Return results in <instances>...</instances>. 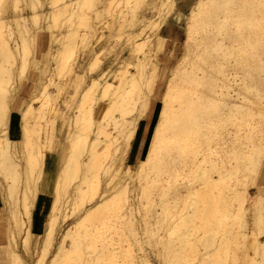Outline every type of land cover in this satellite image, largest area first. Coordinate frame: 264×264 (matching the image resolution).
I'll list each match as a JSON object with an SVG mask.
<instances>
[{"label":"bare ground","instance_id":"1","mask_svg":"<svg viewBox=\"0 0 264 264\" xmlns=\"http://www.w3.org/2000/svg\"><path fill=\"white\" fill-rule=\"evenodd\" d=\"M207 1L217 6L219 11L217 19L219 32L216 40L219 54L217 59L207 60L208 67L203 69L204 67H200L199 60L195 58L198 54L190 56V50L185 47L189 38L188 27L193 22L197 10L201 9ZM18 2L19 0H3V3H0V111H7L8 114L11 112L10 105L11 101H13L12 99H14L13 96L19 90L17 85H13L14 76L11 72L13 69L11 64L17 60L16 57L18 56L21 65L17 66V71L21 73L25 54L28 51L27 49L30 50L29 45H27L29 42L27 43V41L35 39V37L29 38L32 35H28L29 37L26 35L28 39L25 37V33L33 27L26 25L25 22L27 21L25 19L28 16L23 14V9L19 7L16 9ZM31 2L34 1L30 0V5ZM49 2L53 10L49 11L50 13H47L49 15L45 14V16L49 19L48 21H51L50 23L48 22L51 29L53 28L52 22L55 24L62 17H64L67 26L76 19L82 25V28L85 27V31H80L81 33H78L75 29H70L67 35L65 34L68 37L67 39H69V44L67 48L65 47L67 50L63 48L64 53L62 55L58 56L59 51L57 53L54 52V55L50 54L52 56L50 58L58 64L59 69L72 72L74 70L72 68L73 62L69 59L74 47L78 44L84 46L86 39L89 37L95 36L98 41L103 35H106L104 27H106L107 34L110 37L114 36L111 32L113 24H124V21L130 27L126 34V40L130 46V50H128L130 55L124 59L118 69L116 68L117 70H115L114 74H111L113 72H110L111 70H99L100 72H97L96 76L91 77L85 88L81 85L83 81L85 82L84 76L79 80L73 79L72 82L76 86L73 93L74 98L76 99L77 97L78 86H83L84 90L82 89L83 92L80 90L81 93L78 92L80 93L78 94L80 98L76 103V110L71 114L67 112L68 116H63L60 110L56 111L55 108H49V103L51 100L54 101V97L50 95L46 84L41 85V88L37 91L38 93L31 96L28 103L19 109L21 150L18 148L19 145L15 147L20 150V154L16 152V154H13L15 149L13 145L11 153L12 142L9 139V132L7 135L0 136V172L4 174L6 170L11 180V183L6 182L7 185L4 190H6L7 198L10 201L9 204L12 202L13 205L10 209L11 218L14 219L13 227L14 225L15 229L16 227H24L23 248L28 250L30 244L31 233L34 230L33 210L36 209V206H29L25 201V196H23V210L21 212L24 214V218L19 216L18 213L21 212H18L20 210L17 208L16 199L18 183L22 182L23 189H28L32 186V198L37 200L40 196L38 184L43 177L42 165L44 156L47 151H53L57 148L59 158L50 196L53 203L45 210V213L44 211L40 212L39 209L35 226V229L39 231L44 229L45 237L41 246V258H44L50 249L56 221L59 218L58 214H61L64 220L66 217L78 212V210L74 209V206L71 207V204L75 202H71L72 199L70 198L75 192L79 193L80 197H84V193L89 187L93 190V195L97 197L93 202L84 206V201L77 203L79 205L78 209H82L83 212L79 225L67 228L65 233L62 234L57 250L49 259V264H79L80 261L82 263L86 261L84 262L86 264L87 262L88 264H117V259H122V264H128V262L130 264H143L145 259L150 258L144 245L141 244L140 238L138 239L137 237L138 225L136 221L138 220L136 213L140 212L136 203L138 199L135 193L132 194L130 199L126 193H123V196L119 197L118 200L113 195L127 189L126 185L121 184L120 172L123 170L121 166L129 149L126 132L132 123L131 118L134 114H137V109L142 106L144 94L150 90L155 92L157 85L155 76L157 75L156 65H151L152 72L147 73L143 60L144 57L153 56L160 49V38L164 35L162 25L169 17L170 11L173 10L172 15H175V19L178 20L181 17L187 19L186 35L181 54L177 56L171 65H168L169 72L162 91L155 92V98H159V111H157L153 133L155 135L156 127L160 128V141L154 149L153 139L148 138L136 169L129 165L130 167L125 171V177L132 181H142L140 183L141 186L142 184L143 186L161 185L159 188L160 194H158L160 196H163L166 190L173 186L171 185L173 181L171 177L176 178L184 169L198 173L202 180V186L198 190L189 191L188 196L184 199L182 208L179 210V214L176 213L178 215L174 219L173 224L168 227V235L176 236L174 243L171 242L173 237L170 240L171 238L169 239L170 236L168 235V241H166L167 239L164 240L166 241V248H168L170 243H173L172 249H170V254L172 253L173 255L172 260L174 258L175 261H178V259L183 258L188 261L187 253H193V256H195L197 250L190 248L189 251H186L187 246L191 247L193 245L190 236L194 235L193 233L198 225L206 228L215 224L214 230L218 233L215 236L217 238L215 254L210 259L202 257L201 261L196 262L197 264H261V262H264V238L261 240L258 236L264 237V230H262V226H264V198H261L259 188L256 189L253 195L247 192L248 185L243 183L244 181L240 177L241 174H239L240 178L236 175L240 166L242 167L240 164L245 161L244 159L249 160L252 157L251 148L247 145L234 144L231 138L235 135V130L232 131L235 128L234 126L239 125L240 122L242 123L247 116L249 117L250 115L251 120L253 115L264 114V7H262L264 0H192L188 3L189 12L187 13L177 8L176 0H140L137 4L140 6L139 11H135L138 7L135 5L132 7V13L128 9L129 11L127 12L131 14L130 16L127 14L128 17H126V11L123 14L121 9L115 8L120 11L118 13L116 11L115 15L111 14L108 16L111 17V20L106 22L104 26L102 23L107 15L106 13L111 12L113 7V5H110V0H50ZM134 4L136 3L134 2ZM35 6L37 7V4L32 3V9ZM8 7L12 8L11 12L14 14L11 18L13 25L15 24L14 26L9 24L11 23L9 20H6L9 23L3 22L8 13ZM160 12H163V15ZM29 14L31 21H35L39 15L34 10ZM42 15L44 14L42 13ZM38 18L40 17L38 16ZM41 18L40 20L43 21V17ZM32 25H34L33 22ZM146 28L150 32H146L148 30ZM47 29L49 28L47 27ZM30 31L32 32V30ZM38 35H36V39L40 38ZM56 35L54 36L56 37L54 42L59 44L56 41H58L60 34L58 38ZM33 36L35 35L33 34ZM14 37L16 40L20 39V42L14 40ZM10 39L16 41L13 47L9 44ZM78 40L80 41L78 42ZM194 49L196 53L200 51L208 52L207 45L204 43L196 44ZM171 51L170 49L168 57H170ZM99 52L100 50H95L93 53L88 63V71L93 72V70L98 69L97 67L101 62L99 60ZM136 53H140L141 57L137 56ZM129 65H132L134 70H129ZM260 67L261 72H263L262 76L257 74L261 76L257 79L255 74L256 78L254 77V79L257 80L254 81L252 72L257 68L260 69ZM212 68L216 69L214 70L215 76L208 74L212 71ZM45 71H47L46 68ZM114 75L117 81L114 80ZM164 75L165 72H163L162 76ZM18 78L20 77L18 76ZM72 82L70 79L68 85L70 86ZM50 84L58 87L57 92L63 88L62 84H57L54 81H51ZM149 85H151V89H149ZM134 94L139 95L138 99L137 97H135L136 100L134 99ZM165 97H167V100H165ZM34 100L38 101L39 104H33ZM88 100L89 103L85 105ZM92 100L93 103H91ZM102 101H106L104 102L106 106L101 110L100 114H97ZM251 106H255L256 112L254 110L251 111ZM30 110H34L37 113L31 127L26 124L28 111ZM165 112H167L166 115ZM129 114L130 117L127 116ZM58 118L62 120L61 125L65 127V135L62 142L61 140L56 141L55 132H53V126ZM224 123H227V126L230 124L233 128H227L226 131L221 129L224 131L221 132L219 126ZM47 124L51 125V131L46 133L42 139L40 137L41 129ZM250 130L253 129L249 128V131H243L248 139L251 134ZM253 135L255 134L253 133ZM224 137L230 138L228 139L229 141L226 139L225 142L219 143ZM240 137L242 138L243 134ZM118 139L121 140L120 145L116 143ZM211 140H213L212 143H210ZM15 142L17 141L15 140ZM101 142L106 143L103 153H99L97 150V146ZM220 144H223V146ZM235 153H237L236 158L238 161L235 162V158L233 164V161L231 162L229 159L231 157L234 158ZM163 170H167L169 172L168 175L170 174V178L164 184L161 183L162 176L160 177V173ZM213 172H216V176L212 175ZM91 176L96 180L94 185H92ZM232 176L234 180L229 183L233 178ZM135 188L136 186L133 187V189ZM60 198H62V203L56 206L54 202ZM250 198L253 200H250ZM247 199L253 203L249 204V202H246L247 205H245V201H248ZM43 203L39 204V206L44 207ZM154 204V202H148L144 207L147 210H153ZM188 208H191V212L188 211ZM249 208H252V211ZM249 211L250 213L252 212V215H249L250 219L246 217ZM110 213H112V216H109ZM112 217L114 220L121 221L122 226L118 227L121 233H118L127 242L125 246H120L119 250L114 246L115 242L112 236L101 235L95 230L98 229L96 223H100L99 228H114L115 230L116 226L109 223L112 221ZM250 224L254 229L251 228L250 230ZM10 225L12 224L7 227L9 244L5 245V253L8 262L13 264L17 259L23 261V258L11 247L14 244L10 243L13 237V229H11ZM234 225L238 228L236 231H234L236 229L233 228ZM148 231L150 232V230ZM148 231L146 230L144 233ZM17 233L19 234L20 232ZM206 234L202 235L203 237L201 236L204 238L201 243L203 242V250L205 248L207 251L209 249L206 248L213 245L216 238L211 237L210 239ZM206 236L210 240L206 239ZM66 237L70 240V247H67V249L63 245ZM8 245H10L9 248ZM249 250H252L253 255H258V258L250 255ZM80 251L88 254L86 259L80 256ZM199 254L201 256V252ZM205 254L203 253L202 255ZM41 258L37 259L38 264H42ZM169 259H166L167 262ZM178 263L179 261L175 264Z\"/></svg>","mask_w":264,"mask_h":264},{"label":"rangeland","instance_id":"2","mask_svg":"<svg viewBox=\"0 0 264 264\" xmlns=\"http://www.w3.org/2000/svg\"><path fill=\"white\" fill-rule=\"evenodd\" d=\"M32 1H34V2H31V5H30V3H29L30 0H29V2H28V0H19L18 6H16V9L18 7L22 8L23 14L28 16L25 19V21L28 22V23L25 22L26 25L27 26L29 25L28 27H33L27 31L28 34H27V32L25 33V37H26V35L27 36L32 35L31 37H29V36L28 37L29 38L35 37V39L33 38L34 40L32 39V41H31L29 39L27 41V43L28 42L30 43V44L29 43L27 44V45H29L30 50L27 49L28 51L25 54L24 63H23L22 69H21V73H18V71H17V66L21 65L19 62L18 56L16 57L17 60L15 59L16 61L13 64H11V66H12L11 68H13L11 72L13 73L12 75L14 76V77L12 76L13 81H14L13 85H15V86L17 85V87L21 91V93H19V94L23 98V100L21 102V105H22V103L24 102L25 99H27V98L29 99V96L31 97L33 95H36L38 93L37 91H39V89L41 88V85L46 84L47 90L50 92V95L54 97L53 98L54 101L51 100V102L49 103V108H51V109L55 108L56 111L60 110L62 112L61 114L63 116H66V115L68 116L69 114L73 113L76 110L75 106H77L76 103L80 98V97H78V94L81 93L82 89L84 90V88L87 86V83L90 81L91 77H94V75L96 76L97 72H100L99 70H102V69H106L108 71L111 70L110 72L113 71L111 74H114V72H116L115 70H117L120 67V65H122L124 59L129 57L130 51H128V50H130V46H129L128 41L126 40V37H127L126 34H127V31L130 29V27H129V24L126 23L125 21L123 22L124 24L115 23V24H113V27L111 29L112 35H114V36L110 37L107 34L108 31H107L106 27H104V31H105L106 35H103V37L100 38L98 41H97V38L94 36L92 38L89 37L91 39L87 38L85 43H84V46L78 44L76 47L73 48L71 58L69 59L71 62H73L72 68L74 70L72 72L71 71L66 72L63 69L62 70L59 69L58 64L55 63V61H53V59L50 57H52L51 55H54V52L57 53L59 51L58 56H60L64 53V49L67 50L66 48H67V45L69 44V39H67L68 37L66 35L70 31V29H75L78 33H81L83 31H85V27L82 28L81 27L82 25L79 24L76 19L73 20L71 22V24H69V26H67V23L65 22L64 17H62L59 20L60 22L57 21V23H55V24H53V22H52L53 28L51 29L50 28L51 26L49 25V23L51 21H48L49 19H47L46 18L47 16H45V14L49 15L47 13L49 11L53 10L52 6H50L51 5L49 2L50 0H32ZM139 1L140 0H138V1H136V0H110V5H113L114 8L112 7V11L106 13L107 15L104 18L103 23L101 22L102 25L104 26V24L106 22L111 20V17H108V16H110L111 14L115 15L116 11H117V13L120 11L117 9H121V11H123V14L125 13V11L127 12L129 10H130L129 12L132 13V11H133L132 7H134L135 5L138 6L137 4ZM134 2L136 4H134ZM32 3L37 4L38 8L35 6V8H37V9H35V8L32 9ZM42 4H43V6H42ZM39 6H41V7L39 8ZM47 6H50V7H47ZM179 7H180V10L182 12H184V13L189 12V10H188L189 7L187 5L184 6L182 4H179ZM8 8H9V10L10 9L11 10L10 11L8 10L7 15L8 14L9 15L5 16L3 22L9 23V21H11V23H9V24L13 25V21L11 20V18L13 17L14 14H12V12H11L12 8L11 7H8ZM115 8H117V9H115ZM139 9H140V6H138L135 11H139ZM33 10L37 11L39 13L38 16L40 17V18H38V16H37L35 21H31L30 20L31 17L29 18V16H30L29 13ZM172 12H173V10L170 11V13L168 14L169 17L167 18L165 23L162 25V29H164L166 31V37H165V41L163 44L162 52H160L159 56H156V54H154L153 56L144 57V60H143V62L146 65L145 70L147 73L152 72L151 65L155 64L157 67L156 68L157 69L156 70L157 75H155L157 85L155 87V92H159V91L161 92L162 91L166 77H167L168 72H169L168 65H171L176 60L177 56L180 55L182 50H183V41H184V38L186 35L185 34V30H186L185 27H186V22H187L186 20L187 19H185L184 17H181L180 19L177 20L174 17L175 15L174 14L172 15ZM42 13L44 15H42ZM127 14H129V13L128 12L125 13L126 17L130 16V14L128 16H127ZM218 15H219V11H218L217 6H215L210 1H207V3L204 4L201 7V9L197 10V14H196L193 22H191L190 27H188L189 38L187 39V46L185 48L190 50L189 51L191 54L190 56H194V55L198 54V55H196L195 58H197V60H199L200 67H204L203 69H206V67H208V61L217 59L218 54H219V49L216 45V40L218 38V32H219V27H218V23H217ZM7 17H9V18H7ZM41 17H43V21L40 20V19H42ZM28 19H29V21H28ZM158 19H159V17H158ZM6 20H9V21L6 22ZM61 21H62V23H61ZM32 22L34 25H32ZM39 22H40V24H39ZM29 23H31V24H29ZM76 24H78L80 26L78 27V25H76ZM36 25L37 26L39 25V26L37 27ZM46 25L49 29H47ZM76 27H77V29H76ZM34 29L35 30L37 29V31H35ZM146 29H148V28H146ZM30 30H32V32ZM146 32H150L149 29ZM33 34L35 36H33ZM37 34H39L38 37H40V38L36 39ZM59 34L62 36L60 37ZM55 35L57 36V38L59 35V38L57 39L58 41H56V42H59V44L54 42V40L56 38V37H54ZM11 40L12 39L9 40L10 42L8 41L11 47L14 46L16 41L20 42V39L16 40V38L14 39L16 41H14V40L11 41ZM34 41H35V43H34ZM79 41L80 40H78V42ZM126 41H127V43H126ZM86 42H88V43H86ZM198 43H204L205 45H207L208 52L205 53V52L200 51L199 53H196L194 48H195L196 44H198ZM51 48H52V50H51ZM56 49H58V50H56ZM170 49L172 50L171 51L172 53H171L170 57H168L167 55H168ZM95 50L96 51L100 50L98 55H99V60L101 62L99 63V66L97 67L98 69L93 70V72H91V71H88L89 70L88 69V67H89L88 63H89V60L92 58V55L95 52ZM136 55L141 57L140 53H136ZM190 56H189V58H190ZM56 66H57L58 70H57V68L55 69ZM130 66L132 67V65L128 66L129 70H134V68L133 67L131 68ZM109 67H110V69H108ZM45 68L47 71H45ZM247 68H249V66H247ZM147 69H148V71H147ZM38 70H40V71H38ZM214 70H216V69L212 68V71L209 72L208 74H210V76H215ZM256 70L258 72L259 71L260 72L258 73ZM256 70L253 71L254 73L252 72V74L254 75L253 79L255 77V74H256L257 79L262 76L263 72H261V67H260V69L257 68ZM163 72H165L164 76H162ZM51 73H53V74H51ZM56 73H58V74H56ZM67 73H69V74H67ZM257 74H260L261 76H259ZM18 76L20 77V78H18L19 81L17 79ZM83 76L85 77V79H84L85 82L83 81L81 85H83L84 88L81 85L78 86L79 87L78 92H80V93L77 92V94H76L77 97L75 95V97H76V99H75L73 96V93H74V89L76 86L72 81H73V79L79 80ZM114 78H115L114 80L117 81V78L115 75H114ZM20 79H21V81H20ZM70 79H71L72 83H70L71 85L69 86L68 82L70 81ZM257 79H254V81H256ZM51 81H54L57 84H62L63 88L60 89L59 92H57L58 87L54 84H50ZM58 81H59V83H58ZM18 83H20V84H18ZM80 87H82V88H80ZM97 92H98V90H97ZM15 94H14V96H15ZM14 96H13V98H14ZM138 96H139L138 94H134V99L136 100L135 97H137V99H138ZM158 100H159V98H154V100H153V112L155 113V115H157L156 105L157 104L159 105ZM104 102H106V101L101 102L100 109H99V112L97 114H100L101 110L106 106V103H104ZM87 103H89V100L86 101L85 105ZM91 103H93V100L91 101ZM33 104L37 105L39 103H38V101H35ZM11 105H12V101H11ZM11 105H10V109L12 108ZM21 105H20V107H21ZM20 107H19V109H20ZM251 107H252L251 111L254 110L256 112L255 106L254 107L251 106ZM36 115H37V113L34 110L28 111V120L26 123L27 126H29V127L33 126V123L36 119ZM127 116L130 117V114ZM253 117L250 120V115H249V117L247 116V118H245V120L243 119L244 121H242V123L241 122H240V124L237 123L239 125L234 126L235 128H233V126H231L230 124L227 126V123H224L221 126H219L221 132L223 130L226 131L227 128L232 127L233 128L232 131L235 130V135L233 137H231L232 142H234V144L237 143V144H241L243 146L247 145V146H250V148H251L250 151H251L252 157L249 159L251 162L247 159H244L245 161L240 164V165H242V167L240 166V169L241 168L242 169L241 170L239 169V171H238L239 173L237 172L236 175L238 178L241 177V179L244 181L243 183H246L248 185L247 192H249L252 195L255 193L256 189L258 188V187L254 186L255 181L253 179V171H254V169L259 170V168L261 166L262 157H264V114L263 115L256 114L255 116L253 115ZM61 121L62 120L60 118H58L57 121L55 122L54 126H53V132H55V137H56L57 142H58V140L59 141L61 140V142H62L64 140V135H65V132H64L65 127H64V125H61ZM255 123H257V124H255ZM20 124H21V119H20ZM251 124H252V127H254V128L251 127ZM225 126H226V128H225ZM237 128H238V130H237ZM249 128L253 129V130H250L251 131L250 132L251 133L250 138H249V139H251L250 141H249L248 137L247 138L245 137V133L243 132V131H245V132L249 131ZM221 129H223V130H221ZM239 130L241 133L243 132L242 138L240 137V135H242V134L239 132ZM50 131H51V125L50 124L43 126L41 129L40 137H42V139H43L45 134L49 133ZM236 131L238 132L237 134H236ZM146 132H147L146 128L144 130H142L141 136L137 142L135 149L132 150L131 153L129 152V149H128L127 153L125 154L126 158L123 160V163H122L123 167L121 166V169H123V170H121V172H120V181H121V184L123 183L124 185L127 186V189L121 191L120 193L117 192L116 194L113 195V197H115V199L118 200L119 197L123 196V193L124 194L126 193L127 195H129V199H130V198H132L131 197L132 194L135 193V196L138 199V201H136V203H137V206H138V209L140 212V213H136V217L138 220V221H136V223L138 225L137 226V228H138L137 229V231H138L137 237H138V239L140 238L139 240L142 242L141 244L144 245V248H145L146 252L149 254L151 260H154L156 262V264H175L178 261H179L178 264H191V263L195 264L196 262L198 263L199 261H201L202 257L205 259H210L215 254V251L217 249L216 248L217 247V243H216L217 238L215 236L218 235V233L215 232V230H214L215 224H212L211 226L206 227V228L198 225L196 231L193 233L194 235L190 236L192 241H193V245H191V247L187 246V248H186V251H189L190 248L195 249V250H197V253L195 254V256H193V253H187L186 256H187V258H189L188 261H186L183 258L180 260L178 259V261L177 260L175 261L174 258L172 260L171 258L173 257V255H172V253L170 254V249H172V245L175 242L174 238H176V236L168 235V227L173 224L174 219L179 214V210L182 208V206L184 204V199L186 196H188L189 191L190 192H193V190L196 191V190H198L199 187L202 186L201 185L202 180L198 176V173L190 172V170L184 169V170H182L183 172L181 171V174L178 175L176 178L171 177V179L173 180L171 185H173V186H170V188H168L166 190V192L164 193L163 196L158 195V194H160L159 188L161 185L154 186L152 184V185L143 186V184H142V186H141L140 183H142V181L141 182H137V180L132 181L129 178L125 177L126 176V174H125L126 169L130 166L132 168L136 169V165L139 162L138 160L143 155L145 145L148 141V137L146 135ZM253 133L255 135H253ZM256 134H258V135H256ZM251 135H253V136H251ZM257 136H258V138H257ZM9 137H10V135H9ZM19 138H20V136H19ZM19 138H18V140L13 139L12 137L9 138L12 143L14 142V144L11 143V147H10V151L13 150V148H15L13 151V154H16V153L20 154V150H21L20 145L21 144H20ZM224 138L221 139L222 141L219 140L220 142L219 141L218 142L221 143L223 141L225 142L226 139L227 140L230 139L227 137H224ZM234 139H235V141H234ZM15 140L17 142H15ZM237 140H239V141H237ZM212 142H213V140H211L210 143H212ZM116 143L117 144L119 143L118 145H120L121 140L118 139ZM116 143H115V145H116ZM105 144H106L105 142H101L97 146V150L99 153H103L104 148H105ZM12 145L14 146L13 148H12ZM220 145L223 146V144H220ZM15 146H18V148L20 150ZM218 150H220V149H218ZM53 151H58V150L56 148ZM11 153H12V151H11ZM58 153H59V151H58ZM236 154L237 153H235L234 158L231 157L229 159V161L232 162L236 158ZM45 158H46V154H45L44 160H43V165H42L43 171H42V173L44 172V168H45ZM234 161L235 162L238 161L237 158ZM234 161H233V164H234ZM6 172H7L6 170H5V173L2 172L6 176L4 174H1V172H0V200L4 201V206H2L0 208V264H9L10 263V262H8V259H7L6 253H5V245L9 244V238L7 237L8 236L7 235V230H8L7 227L9 226V224H12V225H10V227H12L11 229H13V234H12L13 237H12V240L10 241V243L15 245L14 246V245L10 244L11 247L20 254V256L23 258V261H25V264H31V261H33L34 259L37 261V259L41 258V255H42L41 254V246L43 243V238L45 237V235L43 233L44 229L39 231V230L35 229V226L37 224L39 209H40V212L44 211V213H45V210L48 209L49 206L53 203L51 198H50V196L52 194V190H50V191L42 190L40 188V182L42 179H40L39 184H38L40 196L37 200H34L32 198V193H31V191L33 190L32 186H30L28 189H23L24 187L22 186V182L18 183L19 187H18L17 193H16L17 208H18V210H20L18 212H21V210H23V196H25V201L27 202V204L29 206H31V205L36 206L35 207L36 209L33 210V213H34V215H33L34 230L32 231L33 233H31L30 244L28 246V250L24 249L22 246V240H23V237L25 234L24 230H23L24 227H22V228L16 227V229H15V225L13 227V222H14L13 220L14 219L11 218L12 216L10 214V209L12 208L13 205H12V202L10 203L11 205L9 204L10 201L7 198L6 190H4V187L7 185L6 182L11 183V180L7 174L8 172L7 173ZM242 172H244V173L242 174ZM50 173L51 172L46 174L47 178H51ZM168 173L169 172L167 170L161 171L160 177L162 176L161 177V179H162L161 183L162 184H164L166 182V180L170 178V174L168 175ZM239 174H241L240 177H239ZM55 175H56V168H55V173H54L53 179H54ZM212 175L216 176V172L215 173L213 172ZM171 176H173V174H171ZM174 176H175V174H174ZM91 177H92V185H94L96 180L94 179L93 176H91ZM5 179H6V181H5ZM232 180H234V177L229 181V183H231ZM246 180H247V182H246ZM53 182H54V180L52 181L51 186L53 185ZM103 184H102V186H103ZM246 184H245V186H246ZM134 186H136L135 189H133ZM89 188H87V191L84 193V197H80L78 195L79 193L75 192V194L72 196V198H70V199H72V201L70 200L71 202H75V203L71 204V207L74 206V209L76 211L78 210V212L71 215L70 217H66L64 220L62 219V215L58 214L59 218L56 221L55 231L53 232V240H52L51 246L49 247L50 249L48 250L47 255H45L44 259L42 260V264H44V261H46L47 264H49V259L52 256V254L57 250V246L59 245V241H61L62 234L65 233L67 228H69V227L73 228L74 226L79 225V222H80L79 220L82 218L83 212H82V209H80V210L78 209L79 205L77 203L84 201V204H83V206H84V205L89 204L90 202H93L94 199L97 197L96 195H93V190L91 188L90 189ZM2 197H3V199H2ZM163 198H165V199H163ZM247 200L248 201H245V205H247L248 202H249V204H251L252 201H250V200H253V199L250 198V200L249 199H247ZM148 202H150V203L154 202L155 203L153 205V207H154L153 210L155 209L154 213L156 211H158L157 213L154 214L153 210L145 209L144 205H146V203H148ZM41 203L44 204L43 205L44 207H41V205L39 206V204H41ZM60 203H62V198H60L56 202H54V204L56 206H58ZM164 207H166V208H164ZM249 207H251V206L249 205ZM263 207H264V204H263ZM190 210H191V208H188L189 212H191ZM249 210L252 211V208H249ZM8 211H9V213H8ZM250 211L247 213L248 216L250 214L252 215V212L250 213ZM166 212H168V213L166 216H164L166 214ZM176 213H178V214H176ZM9 214H10V216H9ZM18 214L21 218H24V214H22V212L18 213ZM247 215H246V217L248 219H250L251 215L249 217ZM109 216H112V213H110ZM169 216H171V217H169ZM109 223H111V225H115L116 229L114 230V228H111V229L99 228L100 223H96V225L98 226V229H95V230H96V232L101 233V235H107V237L112 236V238L114 239V242H115L114 246L117 247V249L119 250L120 246H125L127 243L126 241L123 240L124 238L122 236H120V234L118 233V232L121 233V230L118 229V227L122 226V223L120 220H114L113 217H112V221H110ZM235 226L236 225H234V227H233L234 229L236 228L235 230L233 229L234 231H236L238 229ZM249 228H250V230H251V228L254 229L251 224H250ZM140 229H141V231H140ZM18 230H20V231H18ZM146 230L147 231L150 230V232L148 231L147 233H144ZM151 230H153L154 232ZM210 230H212V231H210ZM16 231L20 232V233L18 234ZM204 232H205V234L207 233L206 235L210 239H211V237L216 238V239H214L213 245H211L212 247L209 246L206 248V249H209L211 253L210 252L208 253L209 250L206 251L205 248L203 250V245H202L203 242L201 243V240L202 241L204 240V238H202L203 237L202 235H205ZM38 233H40L39 234L40 236L38 235ZM167 235L170 236L169 237V239L171 238L170 240H172V237H173V241H171L173 243L172 244L170 243L168 248L165 247L166 241H168ZM207 236L205 237L206 239L208 238ZM258 236L261 240H263L264 237H262L261 235H258ZM195 237H196V239H195ZM209 238H208V240H210ZM165 239H167V240L164 241ZM145 240H147V241H145ZM10 245H8V248ZM63 245L65 246L66 249H67V247L68 248L70 247L69 238H67V237L65 238ZM163 247H164V249H163ZM205 251L207 252V254H205L206 253ZM199 252H201V256H200ZM203 253L206 256L202 255ZM249 253H250V255L255 256V258H258V255H253L252 250H249ZM87 255L88 254H86V252L83 253V251H80V256L82 258L86 259ZM207 255H209V256H207ZM166 257L168 259L170 258L168 260V262L166 260L167 259ZM121 260L122 259H117V264H122ZM169 261H170V263H169ZM84 262H86V261H83V263ZM193 262H195V263H193ZM83 263L81 261L79 262V264H83ZM84 264H86V263H84ZM87 264H88V262H87ZM128 264H130V263L128 262Z\"/></svg>","mask_w":264,"mask_h":264},{"label":"snow or ice","instance_id":"3","mask_svg":"<svg viewBox=\"0 0 264 264\" xmlns=\"http://www.w3.org/2000/svg\"><path fill=\"white\" fill-rule=\"evenodd\" d=\"M0 3H3V0H0ZM179 6V5H178ZM262 7H264V3H262ZM149 89H151V85H149ZM156 94L154 91H148L144 94V100L142 102V106L137 109V114L132 116V123L127 129V143L129 147V152L135 149L137 142L141 136L142 130L147 129L146 135L148 138L153 139V147L154 149L158 146L160 141V128H155V135L153 133V128L156 125V115L153 112V100ZM167 100V97H165ZM157 111H159V105H156ZM167 112H165V115ZM163 124V121H162ZM10 131L9 124V114L7 111H0V136L7 135ZM253 179L255 181L254 186L260 189L261 198H264V157L261 160V166L259 170L253 171ZM262 230H264V226H262ZM44 258L42 257L41 260ZM13 264H25L24 261L15 260ZM31 264H38V262L34 259L31 261ZM44 264H47L44 261ZM143 264H156L154 260L145 259ZM264 264V262H261Z\"/></svg>","mask_w":264,"mask_h":264},{"label":"crops","instance_id":"4","mask_svg":"<svg viewBox=\"0 0 264 264\" xmlns=\"http://www.w3.org/2000/svg\"><path fill=\"white\" fill-rule=\"evenodd\" d=\"M176 6L178 9H180V7L178 6L179 4L182 5H189L188 3L189 0H176ZM186 2V3H185ZM165 31V30H164ZM163 31V36L160 38L161 42H160V49L158 50V52L156 53V56H159L160 52H162L163 49V44L165 41V37H166V31ZM21 93L20 89L18 91V93L15 94L14 99L12 101V105H11V112L9 114V124H10V131H9V135L10 137H12L13 139H18L20 136V131H19V126H20V115H19V107L21 105V102L23 100V98L21 97V95L19 94ZM32 94V93H31ZM31 97L29 96V99ZM29 99H25L24 102L22 103V106L20 108H23L29 101ZM59 158V153L58 151H47L46 152V158H45V168H44V172H43V177L42 180L40 182V188L44 191H50L51 190V184L53 181V176L55 173V168L57 165V160ZM51 172V178H47L46 174ZM3 199V197H2ZM4 206V201L0 200V208Z\"/></svg>","mask_w":264,"mask_h":264}]
</instances>
